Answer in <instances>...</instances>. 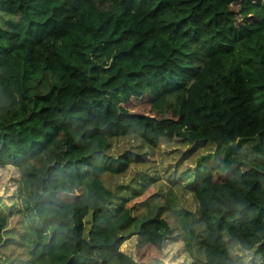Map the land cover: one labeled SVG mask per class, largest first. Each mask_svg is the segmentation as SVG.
<instances>
[{
    "label": "trees",
    "instance_id": "1",
    "mask_svg": "<svg viewBox=\"0 0 264 264\" xmlns=\"http://www.w3.org/2000/svg\"><path fill=\"white\" fill-rule=\"evenodd\" d=\"M118 137L150 150L113 155ZM173 140L216 149L119 196ZM247 140L260 163L231 153ZM5 166L22 212L14 240L0 211V264H162L167 240L202 251L189 264H264V0H0Z\"/></svg>",
    "mask_w": 264,
    "mask_h": 264
},
{
    "label": "rangeland",
    "instance_id": "2",
    "mask_svg": "<svg viewBox=\"0 0 264 264\" xmlns=\"http://www.w3.org/2000/svg\"><path fill=\"white\" fill-rule=\"evenodd\" d=\"M110 147H109V153L113 155H117L121 153L122 151L129 149L132 151H149L150 149H143L139 142L134 137H118L111 139ZM253 140H247L244 142H237L233 147H231L230 151L231 153L237 152L239 155L244 157L246 161H250L251 163H260L259 159L255 157V155L251 151L252 145H254ZM195 145L187 144L184 141L181 140H173L171 142L162 141L161 144L156 148V154L158 158V163L152 168H146L145 167H132L131 172L126 177L120 179L119 181V193L120 196L121 193L128 194L130 190H135L139 188L140 186L136 184V182L133 181L132 178H136L135 175L139 172H147V170L155 171L157 169L158 177L161 179L160 182L164 183V179L167 180V185H172L168 181L170 176H172L174 173L179 174L185 167L186 168H192L195 163L194 159H196L200 155H207L209 153H212L216 148L215 146H204L201 150H197L196 152L192 153L191 155H186L188 151L194 150ZM241 153V154H240ZM221 155H223L221 153ZM142 170V171H141ZM156 177V174H152L148 177V180H153ZM19 179L18 171L9 166L0 167V211L4 213H10V219H9V225L8 229H10V235L16 240L17 234L15 231L19 229L20 223L18 222L17 218V211L20 212V201L17 198V183ZM172 180H176L178 178H172ZM136 181V180H135ZM111 182V181H109ZM146 182L147 181L146 179ZM145 182V183H146ZM143 182H138V184H141L142 186ZM109 185H112L109 184ZM136 185L135 187H132ZM178 188H175V191L177 193L181 194L180 201L182 202L183 206L187 209H190L191 211H194L196 209V203L193 199V197L187 193L184 189L181 187L183 184H179ZM174 185V186H178ZM182 185V186H181ZM124 195V194H123ZM6 209H10V212H7ZM21 217V216H20ZM174 235H177L174 234ZM136 243V237L132 236L128 240H126L121 246L120 251L126 253L127 255L131 256L133 259L135 258L134 255V246ZM233 243V242H231ZM235 244V243H234ZM233 244V245H234ZM7 248L3 249V252L7 256L11 257H19L21 253V248L18 246L12 244V242H8ZM11 245V246H10ZM232 245V252L233 254L236 253V255H242L245 258V262H247L251 257H253L254 253H241L237 247H233ZM203 255L202 251L198 248H195L193 250V255L188 254L185 250L183 243L181 240H167L165 241L163 245L162 250V257L160 258L162 261V264H189L191 260H202Z\"/></svg>",
    "mask_w": 264,
    "mask_h": 264
}]
</instances>
